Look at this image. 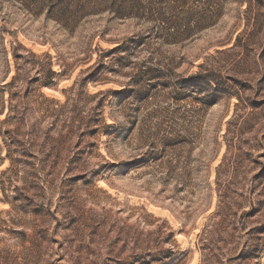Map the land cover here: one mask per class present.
Masks as SVG:
<instances>
[{
  "label": "rangeland",
  "instance_id": "obj_1",
  "mask_svg": "<svg viewBox=\"0 0 264 264\" xmlns=\"http://www.w3.org/2000/svg\"><path fill=\"white\" fill-rule=\"evenodd\" d=\"M127 2L139 17L69 33L0 0V128L37 124L13 166L0 152V264H264V0ZM14 46L37 57L5 88ZM108 91L79 106L95 136L38 113Z\"/></svg>",
  "mask_w": 264,
  "mask_h": 264
},
{
  "label": "trees",
  "instance_id": "obj_2",
  "mask_svg": "<svg viewBox=\"0 0 264 264\" xmlns=\"http://www.w3.org/2000/svg\"><path fill=\"white\" fill-rule=\"evenodd\" d=\"M16 7H18L21 11L32 15L35 18H44L46 21L53 22L65 31L69 33L76 32L80 27L86 24L88 21L95 17H99L105 14L111 15L117 19H128V18H137L139 17L140 7L139 5L135 6L134 4H129L127 0H9ZM204 30L201 29V31ZM23 49L28 56L20 55V50ZM11 57L14 62V71L15 75L12 77V82L5 85H12L18 81L19 77V63L20 61H25L30 58H36L37 56L28 51L26 48L22 46H14L11 50ZM92 68H90L91 70ZM12 70H9L11 73ZM95 74L93 78L98 79L97 75L101 74L99 70H96L95 66ZM102 76V75H101ZM58 77L56 71L53 68V64H51V69L49 70L47 78L43 81L41 86L46 87H54L53 80ZM194 78H200L204 81V83L195 82ZM37 82H41L39 78ZM210 83H214L216 89L212 88ZM189 84L191 88H195L198 86H205L211 89L213 94V99L206 103V106H213L218 102V97L221 94V90L223 89L221 85L215 83L211 77H193L190 78ZM126 92H100L96 95H78L75 98H68L65 104H60L59 102L52 100H45L39 107L38 113H43L41 119H51L52 130L55 127L60 126L62 130L67 131L68 137H71L75 133V129L82 128V126H88L91 131L90 134L92 136L97 135L100 132L102 121L94 120L90 118L88 122H84L80 120V111L79 106L82 104L84 108L88 107V101L94 99H100L95 111L101 110L105 106V103L108 99V96L111 94H125ZM25 98H28L27 92L24 94ZM14 100L13 97H10V101ZM72 106L71 110L69 107ZM2 110V114H4L5 109ZM7 113L6 119L2 122L1 126L3 128L4 125L13 126L14 130L7 128L3 131L0 128V152L6 153L5 158L2 159L3 163L5 161H9L13 166L15 164V160L20 152V147L17 145L16 141L20 139L22 136L26 134H35L37 129V124L30 125L29 119L27 117V113L25 110L21 113L17 112L13 116V110ZM87 120V119H86ZM25 127H29L28 131H25ZM112 128V125L107 126L106 129ZM8 136V140L6 137ZM10 136V137H9ZM65 139L64 137H62ZM19 144V143H18ZM172 254L170 259L173 258Z\"/></svg>",
  "mask_w": 264,
  "mask_h": 264
}]
</instances>
